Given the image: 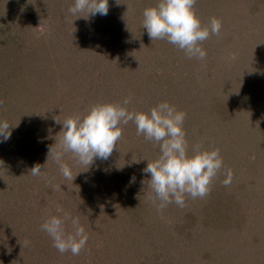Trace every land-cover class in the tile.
<instances>
[{
  "label": "rangeland",
  "instance_id": "374dc122",
  "mask_svg": "<svg viewBox=\"0 0 264 264\" xmlns=\"http://www.w3.org/2000/svg\"><path fill=\"white\" fill-rule=\"evenodd\" d=\"M157 3L109 0L107 15L85 19L68 12L74 0H0V122L11 131L0 139V264H264V0H196L203 26L222 22L203 60L150 39L143 11ZM129 96V111L167 102L185 112L190 155L197 144L219 150L224 168L206 197L157 210L143 169L159 146L133 122L107 160L86 169L65 154L75 178L64 180L48 159L56 118ZM57 206L88 234L79 255L41 230Z\"/></svg>",
  "mask_w": 264,
  "mask_h": 264
},
{
  "label": "clouds",
  "instance_id": "9594fccd",
  "mask_svg": "<svg viewBox=\"0 0 264 264\" xmlns=\"http://www.w3.org/2000/svg\"><path fill=\"white\" fill-rule=\"evenodd\" d=\"M195 4L196 0H158L155 6L143 11V28L152 41L166 40L184 51L189 59L203 60L207 53L201 44L210 35H220L222 22L212 17L208 25L203 26L196 14ZM108 11L109 0H74L73 6L68 9L72 16L85 19L90 15H107ZM85 12L86 15L82 14ZM131 102L132 98L129 96L123 99L122 104L94 105L82 118H56L57 123L63 124L60 132L62 135L58 147L50 148L48 159L51 156L64 180L73 181L75 178L71 167L64 161L65 154L71 153L72 158L86 169L97 158L107 160L122 137V125L133 122L138 135H143L146 141L159 146L158 158H146L148 163L143 169L145 174H150V179L147 180L153 193L150 199L157 210L162 211L172 203L184 208L186 197H206L214 178L224 168L219 150H206L197 144L193 146L190 155L183 129L185 112L177 111L167 102H162L147 112L129 111L126 106ZM10 136V124L7 121L0 122V139L6 141ZM42 168L40 164L35 165L31 169V175L41 176ZM232 180V170L225 169L223 185L230 186ZM60 187L61 185H55L54 190ZM56 212L58 214L46 217L40 225L41 230L51 237L53 247L61 254L71 252L72 255H79L89 238L85 228L79 217L62 207L57 206Z\"/></svg>",
  "mask_w": 264,
  "mask_h": 264
}]
</instances>
